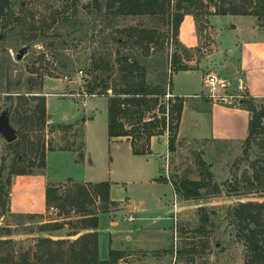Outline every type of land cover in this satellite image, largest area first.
Here are the masks:
<instances>
[{"label": "rangeland", "instance_id": "374dc122", "mask_svg": "<svg viewBox=\"0 0 264 264\" xmlns=\"http://www.w3.org/2000/svg\"><path fill=\"white\" fill-rule=\"evenodd\" d=\"M255 1H260V5L264 6V0ZM209 6L214 11L213 4ZM10 9L11 15L0 19V172L5 166V172L0 178V264H19L27 255L36 260L41 238L51 237L55 241L77 239L68 238L75 233L74 227L81 226L77 219V209L68 207L61 211L47 208L44 214L12 213L13 184L17 176L11 175V171L14 167L21 168L24 165L18 162L17 152H25L29 156L24 166L35 175L45 173L46 168L38 166L39 155L31 150L40 141V136L46 144L47 152L77 150L83 143L84 124H87L85 130L89 156L94 163L90 173L95 174L90 178L98 183L118 182L126 186L133 201L139 200L138 191L142 189L139 184L148 175L151 178L164 176L170 183L182 178L200 181V160L205 162L212 174L211 178L206 176L211 186L202 190V200L186 201L178 197L182 206L176 225L179 230L174 248L168 250L174 255L170 253L168 256L167 250L138 251L133 253L136 258L125 262L244 264L245 245L237 236L230 209L242 202H264V194L260 193L264 191V186L259 183L251 186L248 183L249 177L253 176L254 163L264 159V120L263 130L248 155L244 154L245 141L224 143L204 138L210 128V109L204 102L207 94L204 81L209 73H215L226 79L233 88H239L235 68L227 65L230 61L227 52L234 49L233 43L241 36L242 28L250 27V18L247 20L244 17L256 18L258 31L264 35V13L260 18L211 16L205 14L206 9L197 7L193 10L196 17L192 16L190 21L198 44L195 48H187L180 37L179 42L173 38V28L167 16H117L107 10L104 0L101 6L91 0H11ZM134 28L156 30L162 35L159 42L152 45L149 54L145 47H136L134 40L129 38L127 31ZM220 49L221 54L218 56ZM22 51L24 54L19 59ZM173 55H178L182 61L176 65V75L181 73L178 68L183 64L194 72L192 76L178 75L172 78V83L177 92H191L197 96L186 99L190 105L187 121L188 124L194 121L192 127L196 125L200 134L204 130L203 137L197 134V138L187 132L185 137L178 140L166 170V161L160 156L154 157L150 163L137 159L134 167L142 170V177H138L132 171L134 167L127 154L109 142L108 98L87 94L94 86H98L96 91L99 93L101 81H109L113 85L121 83V57H128L145 66L149 82L158 84L168 76ZM95 65H100V68L95 69ZM236 91V94L240 93L244 98L248 96ZM19 95L28 98L31 95L45 96L48 118L47 127L41 134L31 132L23 139L20 137L18 124H28L27 119L36 111L38 100L32 98L28 103L20 102ZM255 100L257 105L263 107L264 98ZM197 105L196 108L202 114L198 115L199 118L190 117L193 112L191 106ZM234 108H241V105ZM148 117H152V114ZM4 126L16 133L18 138L14 143H8L3 136L1 129ZM162 146L159 154L164 156L166 149ZM29 158L33 160L34 167L28 165ZM68 164L69 160L62 161L56 154L50 155V173L63 170L61 168ZM71 185L70 182L60 184L61 193L66 195ZM236 185L237 191L233 189ZM216 186L220 188L218 194L214 193ZM5 191L6 196H2L1 192ZM248 192L250 194H246ZM167 196L174 198L170 188H167ZM18 204L24 205L20 197L14 200L15 209ZM201 207L209 212L210 223L204 231L199 232L203 215L199 210ZM67 212L74 219L70 224L68 221L63 222ZM123 214L128 216L129 213L126 211L119 215L117 220L120 229L128 230L139 224V213L135 214V222L124 220ZM57 221H60L59 225H69L59 231H42L43 224ZM123 241L129 245L124 238ZM177 249L183 254L175 262Z\"/></svg>", "mask_w": 264, "mask_h": 264}, {"label": "trees", "instance_id": "16d2710c", "mask_svg": "<svg viewBox=\"0 0 264 264\" xmlns=\"http://www.w3.org/2000/svg\"><path fill=\"white\" fill-rule=\"evenodd\" d=\"M81 1V0H77ZM101 6L103 0H91ZM108 11L114 12L117 16L124 17H166L173 28V38L179 42L181 27L186 16L196 17L193 10L206 9L207 15L216 16H255L261 17L264 13V6L260 1L255 0H104ZM207 2V5H205ZM210 4H213L211 11ZM11 0H0V19L8 18L11 15ZM10 13V14H9ZM130 39L134 40L136 47H145L147 54L152 49L153 44H157L162 35L156 30L134 28L127 31ZM119 72L121 83L112 84L109 81H101V91L96 90L94 86L88 92V96H103L109 101V137L130 138L133 153L138 156L150 154V142L155 136H162L165 133L169 135V151L175 152L177 147L178 135L182 113L184 110V101L174 96L167 99V95H173L172 78L176 75V65L182 63L178 55L172 56V62L166 79L158 84H151L148 80V70L137 61H131L130 58L121 57ZM100 65H95L99 69ZM190 70L186 65H181L178 72ZM100 86V85H99ZM33 92H30L32 94ZM20 102L28 103V100H38L36 111L31 117H28V124H18L20 137L25 138L28 133L41 134L47 127V104L44 95H31V98L19 95ZM174 99V100H173ZM164 101V102H163ZM174 102V103H173ZM255 98L246 96L240 105L241 108L248 111L251 115L249 124V135L245 140L246 148L244 154L248 155L252 145L263 130L264 105H257ZM19 114V109L17 111ZM152 117H148L151 115ZM71 128H73L71 126ZM34 146L32 153L40 158L39 167L45 169L47 147L43 140ZM84 133L82 135V139ZM83 142V140H82ZM18 145V144H17ZM13 144V146H17ZM84 148V142L77 150ZM68 150V149H66ZM53 151V150H52ZM28 153L17 152L19 163L26 164ZM29 164L34 167L33 160L29 158ZM84 159V154H79V160ZM202 167V180L195 181L188 178L171 181L176 194L184 200H202L204 198L202 190L211 186V181L206 176L212 177L204 161L200 160ZM21 168L14 167L11 175L26 176L35 175L28 170L26 166ZM18 168V169H17ZM5 172V166L2 167L0 178ZM72 183L66 195L61 193L60 186L50 185L46 193V203L48 209L57 208L66 210L68 207L77 209L80 221V227H74L75 233L69 236H77L80 230L96 229L99 225L97 214L107 212L111 206L115 205L111 201V183L102 182L99 184H79ZM248 183L251 186L259 183L264 186V159L257 160L254 163L253 176L249 177ZM233 187V185H231ZM238 186L233 189L237 191ZM219 186H216L214 193H220ZM258 193V192H256ZM264 194L262 190L260 192ZM7 192H1L6 196ZM250 194V192L246 193ZM203 212L201 216V227L199 232L204 231L210 223V214L206 208L199 209ZM230 217L237 230V236L245 245L244 264H264V202H242L236 207L230 209ZM73 211V210H72ZM70 212H67L64 221L69 224L73 221ZM60 221L48 222L43 224L42 231H59L66 225H59ZM179 228L177 226V232ZM67 246V248H65ZM37 259H30L27 255L22 258L19 264H120L124 258V253L112 251L108 261L99 259L98 235L88 233L81 235L75 241L53 240L52 238H41L38 242ZM172 252L167 251V255ZM189 253V251H187ZM173 254V253H172ZM177 259L183 253L178 249L175 253ZM128 264V263H127Z\"/></svg>", "mask_w": 264, "mask_h": 264}, {"label": "crops", "instance_id": "0c3cea01", "mask_svg": "<svg viewBox=\"0 0 264 264\" xmlns=\"http://www.w3.org/2000/svg\"><path fill=\"white\" fill-rule=\"evenodd\" d=\"M244 18H248L247 20L250 18V27L242 28L241 36L233 43L234 49L231 48L227 52L230 54V61H228L227 65L235 68V77H237L239 84L238 89L233 88L232 84H230V91L236 93V90H238V92L241 91L252 98L262 99L264 98V35H262L260 30L258 31L256 18ZM190 20H192V16L188 15L185 17L181 27L180 39L187 48H195L198 44V39ZM220 54L221 49L218 56H220ZM193 74V71L188 70L178 75L192 76ZM178 75H174L173 78L175 79ZM173 96L184 101V110L180 122L178 140L185 137L187 132H189V135H193L197 138H199L198 135L203 137L204 130L201 131L200 134L196 125L192 127L194 121H191L189 124L187 121V112H190L188 109L190 105L186 102V99L194 95H192L191 92H177L173 84ZM194 97L196 98L197 96ZM86 101L87 99L83 102ZM204 102L210 109V128L206 132V137L204 138L210 141H220L224 143H242L248 138L251 119V115L248 111L242 108L212 105L207 99H205ZM191 107L193 112L190 117L199 118L198 115L202 113L196 108L198 105ZM84 125V137L82 139L84 142L83 149L49 151L46 156L47 166L45 173L17 176L13 184L11 199L12 213H46V193L50 185L60 186V184L67 182L99 184V181L90 178L95 174L93 173L92 175V173H90L94 163L89 156L88 138L85 130L87 124ZM108 138L111 145L115 146L117 149L121 148L124 153L127 154L128 160L133 167L135 161L139 158L150 163L154 157L159 156L166 161L165 170L169 166L171 152L169 151L168 133L162 136H155L151 139L150 154L143 156L135 155L133 153L130 138L110 139L109 107ZM161 145L166 149V155L164 156L159 154ZM80 153L84 154L83 160H79ZM52 154H56L62 161L69 160V164L67 166L64 165L61 168L63 170L50 173V155ZM161 169L164 170L163 167ZM132 171L136 176L142 177V170L139 167H134ZM140 179L142 180V178ZM139 185L142 188L138 191V195L140 196L139 200L133 201L126 186L118 182H111V201L115 205L111 206L109 211L104 213L99 212L97 214L99 225L96 229L80 230V234L77 236H68V238L78 239L83 234L96 233L98 235L99 259L101 261H108L112 251H120L124 253V258L120 260V264H127V262H125L127 259L136 258V254L133 253L138 251H171L177 239L176 225L179 215L182 212V206L178 200L179 196L176 194L173 185L168 182L164 176L159 178L152 176L151 178L148 175ZM167 188L171 189L174 197L173 199L168 198ZM19 197L24 201V205L18 204L15 209L13 203L14 200ZM126 211H128L129 214L128 216L123 214L125 216L124 220H128L129 216H133L135 219L133 222H135V214L139 213L141 217L139 219L137 218V220L140 222L131 229L122 230L120 229L121 227L117 219L119 215ZM79 218L80 217L77 219ZM123 238L125 241L129 242V245H125ZM169 255L170 254H168V256ZM170 257L173 259V256ZM176 260L177 255L175 254V262ZM131 264H140V262Z\"/></svg>", "mask_w": 264, "mask_h": 264}, {"label": "built area", "instance_id": "2783aa9c", "mask_svg": "<svg viewBox=\"0 0 264 264\" xmlns=\"http://www.w3.org/2000/svg\"><path fill=\"white\" fill-rule=\"evenodd\" d=\"M83 74V72H81ZM204 87L207 90L206 99L214 105H223L227 107H235L240 105L244 99L242 94H236L230 91V83L215 73H209L204 81ZM173 95L168 94L167 99ZM133 216L128 217V221L133 222Z\"/></svg>", "mask_w": 264, "mask_h": 264}, {"label": "water", "instance_id": "95a60500", "mask_svg": "<svg viewBox=\"0 0 264 264\" xmlns=\"http://www.w3.org/2000/svg\"><path fill=\"white\" fill-rule=\"evenodd\" d=\"M23 54H24V51L21 52L19 59L22 58ZM1 131L8 143H14L18 138L16 133L8 126L2 127Z\"/></svg>", "mask_w": 264, "mask_h": 264}]
</instances>
